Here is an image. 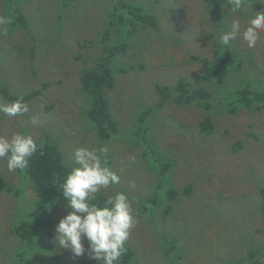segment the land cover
Wrapping results in <instances>:
<instances>
[{
  "label": "rangeland",
  "instance_id": "374dc122",
  "mask_svg": "<svg viewBox=\"0 0 264 264\" xmlns=\"http://www.w3.org/2000/svg\"><path fill=\"white\" fill-rule=\"evenodd\" d=\"M114 1L22 0L19 9L28 25H0V84L19 96L40 90L27 102L29 113L15 118L0 113V136L22 132L34 140L46 138L55 142L68 160L77 147L92 148L95 134L85 129L81 115L85 97L79 79L83 68L93 67L101 51L98 38L108 23ZM128 1L146 5L157 22L156 30L137 27L128 40L127 53L118 55L115 65L135 69L115 73L114 87L106 91L120 133L113 144H107L109 167L120 177L124 193L133 199L132 213L137 220L126 241L134 252L130 264H232L249 248L264 244L259 209V188L264 186V110L214 113L215 130L210 135L199 133L204 111L194 104H167L155 111L150 122L154 125L151 140L159 156L174 162L169 184L179 192L163 224H150L135 214L139 207L136 198L150 193L157 179L143 162L142 148L133 146L126 134L135 128L134 115L139 107L158 102L156 85H175L180 77L194 83L211 57L212 44L219 45V37L230 29L231 21L239 19L242 32L252 16L248 13L240 17L231 12L226 29L220 26L218 32L214 8L205 0ZM14 3L0 0V17L12 22L13 14L18 15ZM114 36H119L121 42L126 38L119 28H115ZM230 45L233 52L242 53L253 65L245 62L238 71L227 73V87L243 77L264 82V34L254 49L247 47L242 36ZM32 116L38 117V126L31 124ZM236 142L241 144L238 151L233 150ZM130 155L136 157L135 163L129 162ZM0 179L23 192L17 198L0 190V264H13L21 243L10 234L16 218L11 217L17 213V200L26 211L36 197L27 179L8 171L6 160H0ZM188 185L191 192L184 195ZM101 193L110 197L117 192L110 186ZM48 215L59 222L66 215L65 207ZM160 231L178 243L179 258L174 263V253H166L158 244ZM54 236L52 229L48 240L56 247L58 264H98L87 254L75 257L56 244ZM84 243L87 248V241ZM118 264H122L121 259Z\"/></svg>",
  "mask_w": 264,
  "mask_h": 264
},
{
  "label": "trees",
  "instance_id": "16d2710c",
  "mask_svg": "<svg viewBox=\"0 0 264 264\" xmlns=\"http://www.w3.org/2000/svg\"><path fill=\"white\" fill-rule=\"evenodd\" d=\"M16 1L14 6L18 15L13 14L11 25L13 27L19 24L26 26L28 25L27 17H24V12L19 9L21 6L19 3L22 0L17 1V3ZM205 1L214 8L212 12L218 20L215 30L219 32L220 26L225 30L229 24L227 16H230L232 12L228 0ZM246 2L251 10L236 12L235 14L244 17L243 15H248V13H250L249 16H252V12L264 11V3H261V0H246ZM112 9L108 16V23L98 38L102 45L101 51L93 61V67L83 68L79 79L80 91L85 97L84 107L81 111L85 121V129L91 130L95 134V141L91 144L92 148L112 143L120 135L117 122L111 115L106 91L114 87L115 73H128L131 69H135V66L117 68V56L127 53L128 40L137 31L139 25L157 29L156 18L151 15V9L149 10L146 5L128 0H115ZM115 28L116 30L119 28L125 35L126 38L122 42L119 36H114ZM245 56L247 57L246 54ZM245 62L250 66L253 65V61L245 59L242 53L240 55L233 52L231 45L221 47L213 43L211 57L206 61L203 73L196 76L194 83L180 77L175 85H156L154 90L159 96L158 102L153 106L139 107L134 115L135 128L126 134V139L133 142V146L137 145L142 148L143 162L148 167L149 172L156 176L157 182H154L150 193H146L144 197L136 198L139 206L135 209L136 216L144 218L150 224L158 221L163 224V220L173 210L179 195V192L169 184L171 181L169 176L174 162L170 163L164 157L159 156L153 146L154 141L151 140L154 125L150 122L155 111L167 104L175 106L194 104L196 108L204 111L202 119L198 123V131L205 135H210L215 130V126L212 124L214 113L220 114L224 111L229 114H235L238 111L261 112L264 110V82H257L255 79L246 80L243 77L232 87H227L225 75L231 70L238 71ZM39 93L40 90H33L22 97L24 101L28 102ZM0 97L7 102H12L21 96L11 94L3 84H0ZM36 142L38 144L43 142L42 150L30 159L27 169L15 172L22 179L29 181L36 198L29 204L26 211L21 200H17V213L11 217L16 218L11 223L10 234L21 243L20 248L16 250L13 264H31V262H35V264H58L56 247H54L53 242L48 240L51 237V230L55 228L53 225L57 224L58 220L51 218L48 213L56 208L65 207L67 203L62 195L61 184L70 171L67 163L69 160L65 158L64 153L55 142H50L46 138L36 140ZM240 147V142H236L233 150L238 151ZM107 166H110L109 157L107 158ZM111 187L116 192H124L121 183L111 185ZM0 190L8 194L13 193V197L17 198L23 194L19 187L12 189L10 184L2 179H0ZM259 191L262 197L259 209L264 222V186L260 187ZM190 192L191 187L188 185L183 194L189 195ZM128 198L130 201L133 200L130 195ZM107 199L108 197L100 192L97 194V200L93 203L103 207ZM159 233L161 235L158 243L161 244L160 248L164 249L166 253H174L171 255V259L176 257L172 259V263L176 262L179 258L176 239L167 236L162 231ZM165 243L171 245L170 249ZM125 248L126 252L120 259L122 264H130L134 252L126 244ZM33 255H38V258ZM32 259L36 260L32 261ZM232 264H264V244L260 248H249L244 256L239 257Z\"/></svg>",
  "mask_w": 264,
  "mask_h": 264
},
{
  "label": "clouds",
  "instance_id": "9594fccd",
  "mask_svg": "<svg viewBox=\"0 0 264 264\" xmlns=\"http://www.w3.org/2000/svg\"><path fill=\"white\" fill-rule=\"evenodd\" d=\"M233 13L248 12L246 0H228ZM264 3V0H261ZM8 18L0 17V25L9 24ZM264 34V11L255 12L241 32L239 19L231 21L230 29L219 37V45L227 47L242 36L249 49H254ZM29 104L23 97L12 102L0 98V113L9 118L29 113ZM31 124L38 126V117H31ZM43 148L32 135L14 132L10 137L0 136V160H6L9 172L24 171L30 159ZM109 147H77L67 162L70 171L61 184L63 198L67 201L64 215L54 228V241L61 248L70 250L75 257L87 254L98 264H118L125 254V244L137 220L132 213L131 201L124 192L108 197L105 206L93 201L102 189L120 183V177L107 166ZM130 163L136 157H128ZM87 241V248L85 247Z\"/></svg>",
  "mask_w": 264,
  "mask_h": 264
}]
</instances>
